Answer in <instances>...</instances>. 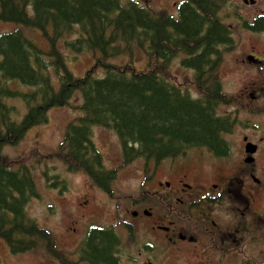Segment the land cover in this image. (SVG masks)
I'll use <instances>...</instances> for the list:
<instances>
[{"label": "trees", "instance_id": "1", "mask_svg": "<svg viewBox=\"0 0 264 264\" xmlns=\"http://www.w3.org/2000/svg\"><path fill=\"white\" fill-rule=\"evenodd\" d=\"M224 1L185 0L176 21L161 23L128 1L0 0V21L22 26L0 34V238L11 248L27 250L35 239L46 237L25 213L27 203L37 196L33 173L25 164L9 165L3 147L15 145L32 126L46 122L48 110L69 104L76 92L83 116L77 124H68L58 151L68 168L95 172L105 185L111 173L95 171L101 158L92 142L93 126L112 127L127 159L143 154L158 160L177 155L185 145L222 146L218 134L227 127L213 115L217 87L205 99L192 101L154 72L133 73L107 59L133 45L145 46L146 52L154 49L165 62L182 51L188 55L182 62L198 71L196 83L204 85L200 74L215 67L219 51L232 40L218 15ZM245 26L264 30V15ZM24 28L38 31L46 47ZM60 43L75 53L98 54L95 64L76 76ZM211 55L216 58L211 60ZM96 68L105 69V74L95 75ZM15 82L26 89L14 88ZM14 100H20L25 111L21 113ZM101 239L92 242L95 256L105 261L109 235Z\"/></svg>", "mask_w": 264, "mask_h": 264}, {"label": "flooded vegetation", "instance_id": "2", "mask_svg": "<svg viewBox=\"0 0 264 264\" xmlns=\"http://www.w3.org/2000/svg\"><path fill=\"white\" fill-rule=\"evenodd\" d=\"M238 95L241 100L231 105V115L250 116L251 100L246 101L243 91ZM251 136L241 133L236 149L231 140H220L222 146L216 144L214 155H207V165L172 162L170 170L159 173L155 168L146 179L143 172L133 193L117 196L102 187L108 213L101 216L102 211L94 210L85 217L83 230L76 227L80 220L74 222L71 231L79 236L66 250L57 245L54 262L264 264V156ZM247 141L257 145L252 154L246 152ZM107 201L117 202L116 207ZM106 234L110 244L102 261L92 240L102 241Z\"/></svg>", "mask_w": 264, "mask_h": 264}, {"label": "rangeland", "instance_id": "3", "mask_svg": "<svg viewBox=\"0 0 264 264\" xmlns=\"http://www.w3.org/2000/svg\"><path fill=\"white\" fill-rule=\"evenodd\" d=\"M127 1V0H123ZM139 5L146 6L157 12L165 7L169 12L174 13L172 2L176 0H133ZM253 5L244 4L242 0H229L228 4L221 8L220 15L222 20L230 25L232 32L231 46L224 55L223 62L219 69V77L223 84V89L230 93H236L243 89L247 91L256 88L264 83V64L255 65L245 60L247 54H254L264 59V32L253 33L241 28L239 20L242 18H251L255 14L264 12V6L260 0H255ZM13 27V28H12ZM16 24L0 22V33L13 30ZM27 33L44 44L37 31L28 29ZM68 60L69 67L76 75H81L93 61L91 52L74 54L69 48H60ZM93 57V56H92ZM117 64H124L128 60H132L138 68H144L147 65V55L137 48H133L130 55H123L113 59ZM151 66H149L150 68ZM167 76L176 84H191L190 81L183 79L187 70L173 66L170 69H164ZM96 73L102 74V70ZM21 89H23L20 86ZM264 94L261 92L260 95ZM12 103L17 106L22 113L24 105L20 100H14ZM80 103V97L76 93L71 105L65 107H55L49 110L48 119L45 123L34 126L25 136L15 145L6 146L3 152L8 160L9 165L16 168L17 165L25 164L34 175L38 196L32 198L26 207L29 217L34 219L41 227L49 230L55 235L56 243L65 250L71 246L79 232L73 233L74 222L77 220L79 224L76 227L79 230L85 229V217H90L94 210L102 211L99 215L105 216L109 207L103 204L104 197L94 188L90 179L81 172H68L62 161V156L57 150V145L61 142L66 125L69 121H74L81 112L77 109ZM225 108V109H224ZM222 107L224 111L227 107ZM252 113L246 116L250 119L251 124L248 128L254 129L252 136L262 149V157L264 156V102L260 98L251 104L248 108ZM234 110V108H233ZM244 119V116H241ZM253 122V123H252ZM246 122L243 121L242 124ZM256 125L257 127H254ZM244 125L234 130L230 140L233 142L232 148H237L240 142V134L250 133L244 132ZM263 129V130H262ZM95 146L102 153L104 165L107 168L117 167V179L113 183L114 191L122 195L124 192L133 193L134 187L141 180L144 172V179L148 178L151 173L152 164L145 163L140 157L136 158L132 163L122 166L120 159V142L116 134L104 127L94 128ZM262 137V139L260 138ZM201 160V159H200ZM203 161V160H201ZM201 165H207L206 162H199ZM261 164H264L261 162ZM179 170H183L180 168ZM160 172V170H159ZM44 173L47 174L46 180ZM161 173V172H160ZM64 180V184L68 187L62 192L55 189L51 184L55 181L54 176ZM88 192V194H87ZM92 193V194H91ZM98 196H101L100 199ZM96 204V202H100ZM120 201V200H117ZM111 207H116L117 202L107 201ZM97 207V208H96ZM4 242L0 240V264H57L50 256L51 253L44 250H35L19 255H12Z\"/></svg>", "mask_w": 264, "mask_h": 264}]
</instances>
